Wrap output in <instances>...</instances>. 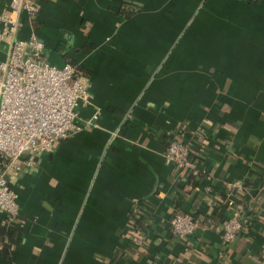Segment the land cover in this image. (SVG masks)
I'll return each instance as SVG.
<instances>
[{"label":"crops","instance_id":"1","mask_svg":"<svg viewBox=\"0 0 264 264\" xmlns=\"http://www.w3.org/2000/svg\"><path fill=\"white\" fill-rule=\"evenodd\" d=\"M34 26L89 82L81 117L99 114L10 176L21 241L0 264H264V0H41ZM182 134L209 180L165 159ZM236 182L243 229L224 243ZM176 212L200 228L173 236Z\"/></svg>","mask_w":264,"mask_h":264},{"label":"built area","instance_id":"2","mask_svg":"<svg viewBox=\"0 0 264 264\" xmlns=\"http://www.w3.org/2000/svg\"><path fill=\"white\" fill-rule=\"evenodd\" d=\"M40 1L5 0L0 10V153L6 158L0 169V210L9 228L21 224L10 176L31 169L34 155L50 153L71 134L96 126L99 114L95 109L89 117L80 115V108L92 105V95L77 65L59 66L46 59L45 44L34 26ZM24 24L29 31L19 37ZM164 157L190 179L211 177L201 167L194 135L173 136ZM240 189L241 183H231L224 200L230 212L218 229L224 243H231L243 229V209L234 195ZM134 220L130 226L139 232ZM200 226L190 212H176L168 220L170 233L178 238L194 234Z\"/></svg>","mask_w":264,"mask_h":264},{"label":"trees","instance_id":"3","mask_svg":"<svg viewBox=\"0 0 264 264\" xmlns=\"http://www.w3.org/2000/svg\"><path fill=\"white\" fill-rule=\"evenodd\" d=\"M139 8H133L130 12L121 11L126 17L130 16L134 12L138 11ZM93 45H86L84 47L85 51H89ZM69 63L75 64L72 60H69ZM6 161V158L0 153V169L3 163ZM196 177H194V180ZM246 204H242L243 211L246 209ZM254 211V207L251 208V212ZM243 215V214H242ZM21 241V232L16 231L14 228H9L7 222H0V254L9 256L11 249Z\"/></svg>","mask_w":264,"mask_h":264},{"label":"water","instance_id":"4","mask_svg":"<svg viewBox=\"0 0 264 264\" xmlns=\"http://www.w3.org/2000/svg\"><path fill=\"white\" fill-rule=\"evenodd\" d=\"M5 178L7 179V176Z\"/></svg>","mask_w":264,"mask_h":264}]
</instances>
